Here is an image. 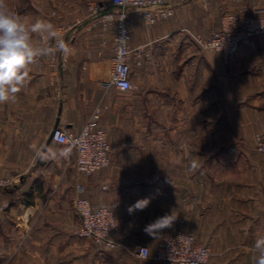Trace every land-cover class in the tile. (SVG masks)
Masks as SVG:
<instances>
[{
    "label": "crops",
    "instance_id": "obj_1",
    "mask_svg": "<svg viewBox=\"0 0 264 264\" xmlns=\"http://www.w3.org/2000/svg\"><path fill=\"white\" fill-rule=\"evenodd\" d=\"M94 2L110 0H5L26 24L50 22L72 54L37 57L15 102L0 104V264H163L135 249L154 253L184 229L211 247L207 264H264V154L254 142L264 137V33L228 59L190 37L210 36L227 11L262 14L264 0H186L155 23L132 13L142 57L131 59L127 92L107 83L115 28L97 22ZM54 41L33 34L36 48ZM98 107L111 163L85 176L51 133L57 125L78 132ZM79 184L93 206L115 211L112 236L126 248L102 250L77 234ZM147 197L146 209L128 212ZM172 211V227L145 233Z\"/></svg>",
    "mask_w": 264,
    "mask_h": 264
},
{
    "label": "built area",
    "instance_id": "obj_2",
    "mask_svg": "<svg viewBox=\"0 0 264 264\" xmlns=\"http://www.w3.org/2000/svg\"><path fill=\"white\" fill-rule=\"evenodd\" d=\"M186 0H110L90 4L93 14H98L97 22L103 27L114 25L113 37L114 64L109 85L121 92L130 91L132 83V57L140 59L139 48H133L129 21L132 13L139 14L147 23L174 15L179 4ZM110 5V6H109ZM259 11H227L220 20L218 28L210 36L191 33V39L203 50L212 49L223 53L226 59L236 53L240 43L254 35L264 33V13ZM56 14V13H54ZM62 29V27H61ZM55 41L50 45H54ZM101 108L98 107L90 119L78 132H72L64 126H56L51 138L76 153V169L85 176H92L111 163V142L107 128L100 124ZM256 149L264 154V137L257 135ZM2 184L9 183L6 178ZM83 185L79 184L75 198V210L80 218L77 234L91 240L99 249L116 251L126 246L115 239L112 233L117 229L115 211L109 206H93L82 195ZM145 249L144 251H141ZM140 259L153 258L163 264H207L212 256L211 247L202 243L196 234L188 229L165 235L154 253L146 245L135 249ZM249 264H255L250 262Z\"/></svg>",
    "mask_w": 264,
    "mask_h": 264
},
{
    "label": "clouds",
    "instance_id": "obj_3",
    "mask_svg": "<svg viewBox=\"0 0 264 264\" xmlns=\"http://www.w3.org/2000/svg\"><path fill=\"white\" fill-rule=\"evenodd\" d=\"M33 34H39L46 44L55 38V44L36 48L33 46ZM57 51L65 56L72 54V49L63 38L58 37L50 22L37 19L32 24H26L8 10L5 0H0V104L15 102L17 93L29 79L30 66L37 62V57L55 55ZM196 167L193 162L191 168ZM150 202V197L139 199L129 206L128 212L142 211ZM176 218L172 211L146 225L144 231L157 238L163 229L172 227Z\"/></svg>",
    "mask_w": 264,
    "mask_h": 264
},
{
    "label": "rangeland",
    "instance_id": "obj_4",
    "mask_svg": "<svg viewBox=\"0 0 264 264\" xmlns=\"http://www.w3.org/2000/svg\"><path fill=\"white\" fill-rule=\"evenodd\" d=\"M257 135H261V134L258 133V134L255 135L254 142H255V139H256V136H257ZM262 136H263V135H262ZM255 149H256V146H255ZM256 151H257L258 153H260L257 149H256ZM260 154H262V153H260ZM85 239H86V238H85ZM86 240L88 241L89 239H86ZM89 241H90V240H89ZM90 242H91V241H90Z\"/></svg>",
    "mask_w": 264,
    "mask_h": 264
},
{
    "label": "water",
    "instance_id": "obj_5",
    "mask_svg": "<svg viewBox=\"0 0 264 264\" xmlns=\"http://www.w3.org/2000/svg\"><path fill=\"white\" fill-rule=\"evenodd\" d=\"M58 126V125H57Z\"/></svg>",
    "mask_w": 264,
    "mask_h": 264
}]
</instances>
